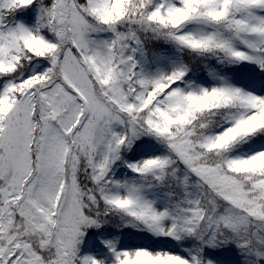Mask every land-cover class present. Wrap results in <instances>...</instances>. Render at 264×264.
Listing matches in <instances>:
<instances>
[{
	"label": "snow or ice",
	"instance_id": "snow-or-ice-1",
	"mask_svg": "<svg viewBox=\"0 0 264 264\" xmlns=\"http://www.w3.org/2000/svg\"><path fill=\"white\" fill-rule=\"evenodd\" d=\"M0 264H264V0H0Z\"/></svg>",
	"mask_w": 264,
	"mask_h": 264
}]
</instances>
